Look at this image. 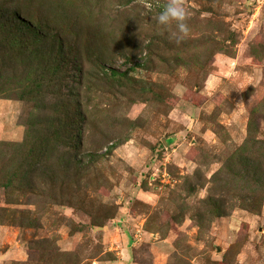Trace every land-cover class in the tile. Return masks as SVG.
I'll list each match as a JSON object with an SVG mask.
<instances>
[{
	"label": "rangeland",
	"instance_id": "rangeland-1",
	"mask_svg": "<svg viewBox=\"0 0 264 264\" xmlns=\"http://www.w3.org/2000/svg\"><path fill=\"white\" fill-rule=\"evenodd\" d=\"M123 1L0 0L61 53L0 67V264H264V0Z\"/></svg>",
	"mask_w": 264,
	"mask_h": 264
},
{
	"label": "trees",
	"instance_id": "trees-1",
	"mask_svg": "<svg viewBox=\"0 0 264 264\" xmlns=\"http://www.w3.org/2000/svg\"><path fill=\"white\" fill-rule=\"evenodd\" d=\"M129 0L123 1L124 4H128ZM66 3V2H65ZM62 7L61 12L58 14V19H60L62 22H67L64 27H59V31L62 35H64V38L66 36H71L72 32L70 29V22L69 19L66 20L64 17L70 16V9L72 7L71 3L65 4V6ZM20 11L12 10L8 11L6 7L0 2V32H5L8 40L7 43L10 45L9 50L6 51V56L3 55V59L6 63L3 64L2 61H0V67L1 69L6 70L7 68L13 69H20L22 66L24 67V72L27 73V69H34V71H44L43 73H39V76H42L44 78L46 72L50 71H56L59 68V64L55 65H46L42 66L44 62H47L49 60H54L55 57L59 59L61 56L60 49L57 50H50L51 53L54 51L56 52L54 54V57H51L49 54V58L45 59L44 54L45 51L39 50L38 46H40V43L42 42L44 34H42V30L44 29V20L39 22V19H34L31 17V15H27L28 20L26 19H20L19 15ZM11 23V24H9ZM16 23V26L14 25ZM38 73V72H37ZM113 73H117L116 71H113ZM112 73V74H113ZM123 74H125L123 72ZM25 76V75H24ZM19 85L25 86V89L28 88L30 85L27 81L26 77H20L19 78ZM0 80H3L2 73L0 74ZM12 87V86H11ZM10 85H4V83H0V91H5L12 89Z\"/></svg>",
	"mask_w": 264,
	"mask_h": 264
},
{
	"label": "clouds",
	"instance_id": "clouds-1",
	"mask_svg": "<svg viewBox=\"0 0 264 264\" xmlns=\"http://www.w3.org/2000/svg\"><path fill=\"white\" fill-rule=\"evenodd\" d=\"M189 15L190 13L185 6L184 0H167L162 11L155 19L157 24L163 28H168L170 25L175 24L176 31L170 35L179 44L190 33V28L186 22Z\"/></svg>",
	"mask_w": 264,
	"mask_h": 264
}]
</instances>
